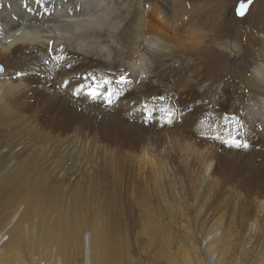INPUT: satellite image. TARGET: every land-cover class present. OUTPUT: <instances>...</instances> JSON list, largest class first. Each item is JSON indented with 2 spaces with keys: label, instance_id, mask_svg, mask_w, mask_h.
<instances>
[{
  "label": "bare ground",
  "instance_id": "bare-ground-1",
  "mask_svg": "<svg viewBox=\"0 0 264 264\" xmlns=\"http://www.w3.org/2000/svg\"><path fill=\"white\" fill-rule=\"evenodd\" d=\"M255 3L245 15L235 13V18L249 17ZM192 8L191 0H0V59L6 66L0 73V264H135L136 260L140 264L128 242L127 219L122 217L125 176L113 166L111 145L104 134H87L89 125L82 123L66 140L53 138L35 115L23 109L36 102L45 119L55 117L69 127L85 118L83 114L96 120L98 113L107 119L105 129L127 126L131 132H141L133 150L121 153L122 163L133 162L138 171L151 172L155 187L167 184V165L161 158L177 146V140L170 131L140 126L147 113L141 104L158 111L153 126L168 123L171 119H164L159 108L163 98L172 99L178 80L187 75V82L178 86L182 92L197 88L208 102L224 100L204 80L205 62L222 59L223 51L232 57L222 63L224 78L238 80L243 68L251 88L264 93V47L255 55L244 52L240 35L224 40L225 28L218 25L215 15H198L194 20ZM210 18L212 34L199 36L196 51L187 54L184 49L193 45L187 43L189 35L180 33L194 29V22L206 26ZM43 58L63 66L61 77L51 75L54 70L42 65ZM111 70L131 80L138 93L122 97L103 111L99 107L111 104L106 91L99 95L96 109H84L87 95L68 97L81 83L86 84L82 91L89 94L101 82L98 75L107 78ZM86 71L91 81L74 80L62 90L70 72L81 75ZM17 97L20 109L14 103ZM233 102L238 113L264 108V97L251 93L241 105L239 98ZM12 130L26 137L8 138ZM155 134L165 135L158 145L152 139ZM184 146L188 153L191 144ZM211 166L207 163L198 186L206 199L214 188ZM173 190L175 199H180L176 185ZM95 205L106 207L98 208L90 218L82 206ZM244 240L234 228L215 227L194 248L205 261L200 257L193 263L228 264L227 255L235 249L231 264H263L264 255L249 256L256 249L251 238ZM168 245L161 242V257L171 250L165 249Z\"/></svg>",
  "mask_w": 264,
  "mask_h": 264
},
{
  "label": "rangeland",
  "instance_id": "rangeland-1",
  "mask_svg": "<svg viewBox=\"0 0 264 264\" xmlns=\"http://www.w3.org/2000/svg\"><path fill=\"white\" fill-rule=\"evenodd\" d=\"M255 1L252 0L250 6ZM191 3L193 8L190 12L194 20L198 18V15L199 17L215 15L218 25L225 28L224 40L229 36L240 35L239 40L243 51L252 55L264 47V0H257L248 14L249 17L243 20L235 18L240 0H191ZM212 23L211 18L204 22L206 26L194 22L192 26L194 29H189L191 32L180 33L184 36L189 35L190 40L187 43L194 46L188 50L184 49L188 52L187 54L196 51L199 36L212 34L210 28ZM179 27L183 29L181 25ZM220 53L223 60L219 59L216 62L209 59L205 62L204 71L207 75H204V80L206 79L210 87L214 85L219 95L226 97L224 100L208 102L206 95L198 92L197 88L182 92L178 86L187 82L190 76L187 75L183 76V80H178L172 99L169 101L168 96L163 98V105L159 108L164 119H171L168 123L162 121L159 125L153 126L152 121L156 119L155 115L158 111L156 109L150 111L146 104H141L142 112L147 113L143 116L144 122L140 126L160 133L170 131L177 140V146L170 149L165 158H161L167 165L164 173L168 178V183L162 186L152 185L154 178L151 172L138 171L133 162L126 163L129 164L127 166L122 163L121 153L133 150L140 139L141 132H131L127 126L114 128V130L105 129L103 125L107 119L98 113L96 120L83 114L85 118H82L78 124L72 127L65 126L55 117H51V120L45 119L44 113L36 107L33 98L30 101L35 102L34 106L23 109L29 112L27 115H35L38 123L45 131L52 134L53 138L58 136L66 140L71 134L69 132L80 127L82 123L89 125L87 134L95 133L97 136L104 134L111 145L113 166L125 176V201L124 204H120L122 217L127 219L128 242L132 253L135 254V259H139L140 264H194L193 262L198 261L200 257L204 262V256L200 254L199 249L195 251L194 248H198L204 235L207 232L211 233L215 227L234 228L237 235L245 238L244 241L246 237L251 238L252 246H256L249 255L251 258L253 253L259 256L264 255V108L254 112L243 109L238 113V110L232 107L233 101L237 98L241 100L239 103L241 105L248 93L261 97H264V93L251 88V84H248L251 79L243 68L240 70L238 80L227 81L224 72H220L224 68L222 63L230 57V54L226 51ZM195 61L198 62V59ZM41 62L43 66L51 68L50 72L54 70L51 73L54 78L61 77V74L65 72L63 66L53 64L49 59L43 58ZM0 66H2L0 71L2 73L6 66L1 59ZM107 74L109 76L107 78L98 75L101 82L95 83L96 87L94 86L93 90L90 89L89 94L82 91L86 84L81 83L75 91L68 94V97L78 99L87 95L88 98L84 100V109H96L99 95L106 91L105 95L110 96L111 104L99 107V110L103 111L106 106H112L122 97L126 99L138 93L136 89H132L131 80H124V76H117L112 70ZM69 75L63 79L62 90H65L74 80L91 81L88 71L81 75L70 72ZM115 75L116 79L113 78ZM212 76L215 77L213 78L215 81H210ZM18 100L17 97L14 103L16 108L20 109ZM18 112L22 113L21 110ZM124 120L128 123L132 122L127 117ZM15 131L17 133L12 130L8 138L16 134L23 136L18 130ZM164 136L155 134L152 139L158 145ZM185 143L191 144L188 153L185 151ZM20 147L19 145L18 148ZM124 154L127 155V153ZM219 154L221 157L218 159ZM207 163H211V168L214 169L212 175L214 188L206 199L204 192L199 193L198 186L202 174H205ZM173 185H176L181 193L180 199H175ZM164 197L167 198V202L164 201ZM204 197L205 199H202ZM102 207L106 205L82 206L84 213L90 218L98 208L101 210ZM170 218L174 219L172 224ZM164 240L169 243L165 249L171 250L161 257L158 251ZM179 244L181 245L178 246ZM176 248L177 252H175ZM235 252L234 249L227 255L228 264L232 263ZM187 256L190 257V263L186 262ZM135 264H138L137 260Z\"/></svg>",
  "mask_w": 264,
  "mask_h": 264
},
{
  "label": "snow or ice",
  "instance_id": "snow-or-ice-1",
  "mask_svg": "<svg viewBox=\"0 0 264 264\" xmlns=\"http://www.w3.org/2000/svg\"><path fill=\"white\" fill-rule=\"evenodd\" d=\"M37 2L42 3V0H37ZM251 2H252V0H240V4H238L237 14L240 16L245 15V11L248 8V6H250ZM0 71H2V66H0Z\"/></svg>",
  "mask_w": 264,
  "mask_h": 264
}]
</instances>
